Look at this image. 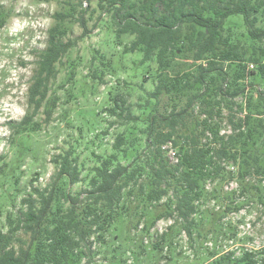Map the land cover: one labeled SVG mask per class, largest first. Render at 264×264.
Segmentation results:
<instances>
[{
    "label": "trees",
    "instance_id": "obj_1",
    "mask_svg": "<svg viewBox=\"0 0 264 264\" xmlns=\"http://www.w3.org/2000/svg\"><path fill=\"white\" fill-rule=\"evenodd\" d=\"M108 4L117 44L132 38L123 53H137L133 64L144 69L140 92L131 101L137 86L125 83L109 93L103 113L118 131L109 149L91 152L90 167L72 147L52 159L50 182L33 187L23 209L6 218L0 264H93L108 248L107 236L130 232L142 234L133 241L141 254L143 237L160 252L166 241L172 250L183 233L190 242L210 237L216 246L205 248L208 264H264V247L237 258L232 251L217 257L215 249L221 238L239 240L232 223L223 222L227 215L248 204L264 210V29L258 26L264 0ZM237 15L242 19H230ZM67 16L58 13L49 31L28 88L29 111L11 125L15 135L36 131L39 110L48 121L57 107L49 84L74 46L63 40ZM7 18L0 5V30ZM149 80L151 90L144 87ZM231 182L235 189L224 191ZM77 184L83 188L72 190ZM161 220L172 223L154 237L150 230Z\"/></svg>",
    "mask_w": 264,
    "mask_h": 264
},
{
    "label": "rangeland",
    "instance_id": "obj_2",
    "mask_svg": "<svg viewBox=\"0 0 264 264\" xmlns=\"http://www.w3.org/2000/svg\"><path fill=\"white\" fill-rule=\"evenodd\" d=\"M0 5L8 12L0 30V231L7 233L9 213L14 215L23 209L21 201L30 195L33 187L44 188L50 182L56 170L51 161L56 155L75 148L88 168L92 165L91 152L99 154L109 149L118 131L110 125L114 118L103 113L109 106V93L129 83L137 86L131 98L135 101L145 72L133 64L139 60L137 53H123L132 38L122 37L121 44H117L116 26L106 12L108 0H0ZM58 13L68 15L61 23L65 32L63 40H70L74 46L56 64V78L49 84L50 93L58 98L57 107L48 121L42 109L39 110L33 120L36 131L15 135L11 125L29 111L28 88ZM81 17L86 25L84 37H81L84 32L79 22ZM230 19L242 18L237 15ZM236 24L241 23L236 21ZM258 26L264 29V21ZM144 87L151 90V80ZM172 157L169 152V159L174 162ZM235 187L236 183L231 182L224 186V191ZM82 188L81 184L71 186L74 191ZM212 206L213 202L209 203L208 207ZM223 222L232 223L239 240L219 239L215 248L219 251L217 257L232 251L237 258L245 251L264 247V210L260 205H244L239 212L227 215ZM171 223L157 222L150 234L156 237L167 232ZM15 235L28 237L25 232ZM141 235L121 233L116 240L113 235L107 236L108 248H102L93 257V264H208L205 248L212 249L214 244L209 236L207 240L190 242L181 233L172 250H167L166 241L162 251L155 252L150 250V240L145 236L146 251L141 254L133 243L141 242Z\"/></svg>",
    "mask_w": 264,
    "mask_h": 264
},
{
    "label": "built area",
    "instance_id": "obj_3",
    "mask_svg": "<svg viewBox=\"0 0 264 264\" xmlns=\"http://www.w3.org/2000/svg\"><path fill=\"white\" fill-rule=\"evenodd\" d=\"M170 152H171V154H172V156H173L172 158H174L175 153H174L172 150H171Z\"/></svg>",
    "mask_w": 264,
    "mask_h": 264
}]
</instances>
